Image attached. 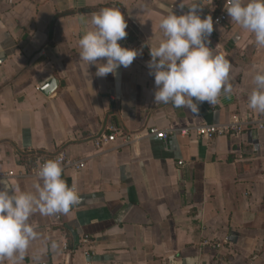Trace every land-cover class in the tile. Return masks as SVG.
<instances>
[{
  "label": "crops",
  "instance_id": "0c3cea01",
  "mask_svg": "<svg viewBox=\"0 0 264 264\" xmlns=\"http://www.w3.org/2000/svg\"><path fill=\"white\" fill-rule=\"evenodd\" d=\"M198 1L0 0V171H23L62 152L86 161L81 171L62 172L79 204L67 215L30 218L40 238L24 264L44 241L59 248L43 264H87L82 249L72 250L82 236L92 243L90 264H264V128L212 141L177 132L264 117L248 107L264 48L230 22L224 2L227 21L213 27L208 46L230 61L232 92L198 113L154 103L147 62L163 39L159 20ZM103 8L121 11L125 48L139 54L101 78L80 59L78 41L91 27L84 20ZM45 81L50 90L38 92ZM109 127L114 141L96 147ZM150 128L177 133L164 143L147 136ZM34 182L0 183L28 191Z\"/></svg>",
  "mask_w": 264,
  "mask_h": 264
},
{
  "label": "clouds",
  "instance_id": "9594fccd",
  "mask_svg": "<svg viewBox=\"0 0 264 264\" xmlns=\"http://www.w3.org/2000/svg\"><path fill=\"white\" fill-rule=\"evenodd\" d=\"M180 8H184L182 3ZM198 2L177 15L173 11L159 20L163 39L150 47L147 62L149 75L154 77V103L171 104L199 112V105H215L221 93L230 94L231 63L223 55L214 54L209 45L213 28L210 15H199ZM230 22L251 34L258 48H264V0H227L225 8ZM91 27L78 41L79 57L96 67L95 75H117L120 67L128 68L138 50L122 47L127 21L119 9L103 8L84 20ZM103 61V62H101ZM254 87L248 95L249 109L264 114V70L252 77ZM63 157L45 160L35 170L32 189L0 183V264H24L32 243L40 238L30 218L67 215L79 204L80 197L62 179ZM55 241H44L43 247L31 256L32 264H43L45 254L57 251Z\"/></svg>",
  "mask_w": 264,
  "mask_h": 264
},
{
  "label": "built area",
  "instance_id": "2783aa9c",
  "mask_svg": "<svg viewBox=\"0 0 264 264\" xmlns=\"http://www.w3.org/2000/svg\"><path fill=\"white\" fill-rule=\"evenodd\" d=\"M221 2H224V6H227V0H199L201 8L199 9V15L203 19L205 16L210 15L213 19V27L223 25L226 23L227 18L224 12L219 10ZM217 9L219 11H217ZM122 47H127L130 45V39L127 35L125 39L118 41ZM50 89L49 81H45L38 87V92L45 93ZM109 100L113 101L111 95L108 96ZM264 128V117L254 118L252 116H237L234 120H229L225 123L213 124V125H201L195 128H185L178 130L180 136H191L194 135L199 140L212 141L218 137H227V136H240L248 128ZM108 131L111 132L109 136H101L99 140L95 142L96 147H100L106 143L113 142L116 136V130L113 127H109ZM175 130H158L157 128H150L147 131L148 137H156L157 139L162 140L164 143H167L173 138L177 133ZM123 138V137H122ZM127 141L126 138L123 139ZM62 156L61 166L63 171L72 170V171H81L86 166V161L84 160H74L68 158L63 152L57 154L56 156L49 159H56ZM42 157L35 158L30 166L23 171H13L5 170L0 171V182L8 181L12 179H34L35 170L37 169L39 163H42L45 160ZM179 166H184L185 163L180 161L178 162ZM91 240L88 236H82L74 245L75 247L72 250L82 249L84 256L87 258L88 263L90 264V259L93 255L91 250ZM63 250H69L67 245H63Z\"/></svg>",
  "mask_w": 264,
  "mask_h": 264
},
{
  "label": "water",
  "instance_id": "95a60500",
  "mask_svg": "<svg viewBox=\"0 0 264 264\" xmlns=\"http://www.w3.org/2000/svg\"><path fill=\"white\" fill-rule=\"evenodd\" d=\"M49 90H50V89H49ZM49 90H47L46 92H48ZM46 92H45V93H46Z\"/></svg>",
  "mask_w": 264,
  "mask_h": 264
}]
</instances>
